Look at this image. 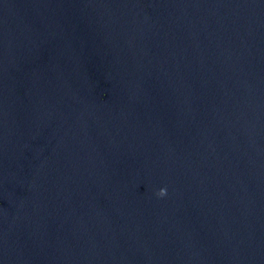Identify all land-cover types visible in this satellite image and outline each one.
<instances>
[{
    "label": "water",
    "instance_id": "95a60500",
    "mask_svg": "<svg viewBox=\"0 0 264 264\" xmlns=\"http://www.w3.org/2000/svg\"><path fill=\"white\" fill-rule=\"evenodd\" d=\"M0 264H264V0H0Z\"/></svg>",
    "mask_w": 264,
    "mask_h": 264
},
{
    "label": "clouds",
    "instance_id": "9594fccd",
    "mask_svg": "<svg viewBox=\"0 0 264 264\" xmlns=\"http://www.w3.org/2000/svg\"><path fill=\"white\" fill-rule=\"evenodd\" d=\"M159 198H163L167 195V190L166 189H161L157 194Z\"/></svg>",
    "mask_w": 264,
    "mask_h": 264
}]
</instances>
